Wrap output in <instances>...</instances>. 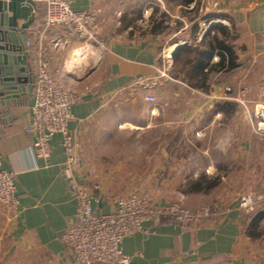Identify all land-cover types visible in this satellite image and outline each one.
I'll list each match as a JSON object with an SVG mask.
<instances>
[{"label": "crops", "instance_id": "0c3cea01", "mask_svg": "<svg viewBox=\"0 0 264 264\" xmlns=\"http://www.w3.org/2000/svg\"><path fill=\"white\" fill-rule=\"evenodd\" d=\"M197 1V5L190 6L204 12L208 23L221 22L226 27L248 31L255 49L260 51L252 59L264 62V0H206L207 6L203 0ZM164 2V10L158 15L155 0H71L75 12L91 7L105 12L104 38L109 46L94 71L83 78L77 76L82 74L79 69L67 68L72 49L81 46L80 43L51 56L55 67L63 68L65 62L67 86L91 82V87L85 89L84 102L72 108L73 119L68 125L83 161L74 177L92 198L94 209L113 212L117 199L99 192L106 183L100 173L106 169L99 166L97 179L89 169L93 159L88 147L92 134L97 132L93 126H103L107 131L110 124L123 131L146 132L147 161L137 168L154 178L156 174L160 177L158 181H147V187L183 189L189 196L188 202L196 197L205 201L196 204L202 206L201 217L189 227L148 222L143 231L123 239L120 248L130 257L131 264H264V138L254 133L252 117L239 116L238 104L231 99L236 93L234 84L240 80V70L215 75L207 91L190 88L181 78H174V57L171 67L161 57L167 47L169 52L185 39L181 34L188 26L186 14L192 10L181 2ZM34 13L37 27L44 11L38 7ZM151 14L153 18L148 20ZM161 14L167 19L162 29L157 30L160 21L156 24L155 20ZM133 29H147L149 35H137ZM172 29L175 33L167 36ZM163 74L166 78H162ZM143 77L154 86L151 92L141 90L133 98L131 84ZM94 80L99 83L93 84ZM120 90L126 93L113 101V94ZM146 94L156 97V102L144 100ZM33 104L32 95L24 103L11 107L9 117H0L2 169L16 174L18 199L3 236L10 243L9 252L32 259L31 264H72V253L65 247L62 236L76 219L79 199L70 189L62 136H54L46 161L32 152L34 138L26 129ZM238 120L243 122L244 129H237ZM106 136L107 132L100 138ZM246 188L256 189L253 196L259 200L249 216L239 208L240 190ZM151 201L160 206L168 202ZM246 219L251 236L242 227Z\"/></svg>", "mask_w": 264, "mask_h": 264}, {"label": "built area", "instance_id": "2783aa9c", "mask_svg": "<svg viewBox=\"0 0 264 264\" xmlns=\"http://www.w3.org/2000/svg\"><path fill=\"white\" fill-rule=\"evenodd\" d=\"M26 1L36 8H44L46 13L44 20L26 34L25 47L31 57L34 76V104L26 132L34 138L31 148L34 156L45 161L54 136H62L70 189L79 199L76 219L67 226L62 241L72 253V264H131L130 257L120 248L123 239L143 231L148 222L189 227L200 220L201 211L188 207L183 212L177 205L160 207L148 196L136 193L118 200L111 213L92 207V198L74 177V172H80L83 161L68 129L73 119L72 108L84 102L87 91L70 89L64 83L65 62L63 68L55 67L52 57H45L44 53L49 49L53 54L78 42L81 46L72 49L70 60L77 50L86 54L99 53L100 58L108 48L104 38L105 17L98 7L75 12L71 0ZM146 100L153 103L154 97ZM252 128L264 138V100L255 105ZM15 176L2 169L0 156V206L9 212H14L18 206ZM258 203L253 195L239 198V208L246 216L255 211ZM242 227L245 234L251 236L249 219Z\"/></svg>", "mask_w": 264, "mask_h": 264}, {"label": "rangeland", "instance_id": "374dc122", "mask_svg": "<svg viewBox=\"0 0 264 264\" xmlns=\"http://www.w3.org/2000/svg\"><path fill=\"white\" fill-rule=\"evenodd\" d=\"M155 1H156V4L158 5L156 8H157L158 15H159L160 13L163 12L164 4L166 3L164 2V0H155ZM169 1L174 2V0H169ZM203 2H202L203 5L205 4L207 6L208 2H206V0H203ZM167 7H168V4H167ZM188 9L192 10V11H189L188 14H186L188 18V26L186 27V30L182 32L183 34H181V36L185 37V39L182 41L179 40L180 43L178 44L197 47L199 46V44L201 43V41L203 40L207 32L210 30V27L212 25H223L225 27L227 26L226 24L221 23V22L220 23H213V22L208 23L207 21L209 20V18H207V15H205L204 12L195 11L193 10L192 6H189ZM167 10L168 12L170 11V9H167ZM101 11L103 12L104 17H105L106 16L105 12L102 9ZM173 11L175 10L172 9L171 12L173 13ZM143 12L144 11L142 9L140 13L142 14V16H143ZM147 18H149L148 20L153 18L152 14L149 15ZM105 23H106V17H105ZM228 28L231 29L232 34L236 36L237 42L235 41L233 45H234V48H236L240 56V63H241L240 68H238L241 74L240 80L238 81V84H236V86L234 84L236 93H234V96L231 97V99L236 100L238 104L237 112L239 113V116L241 118L247 117V119L248 118L250 119V117L254 116L255 105L264 100V62H260L258 58H255V61L253 60L255 56L254 53L258 54L260 53V51L255 49L253 38L251 35H249L248 31L247 33H244L241 28H237V27H234V28L228 27ZM135 31L137 35L146 36V37L149 35L148 34L149 32L147 29L146 30L136 29ZM173 31H174L173 29L168 31L166 35L170 36L171 33L173 35L175 33V32L173 33ZM104 35H105V31H104ZM245 37H247V39H245ZM168 48L169 47H167V49ZM107 49H109V46ZM167 49H165L163 57H161V59L164 61V63L167 62V67H171L170 62L172 61V58L174 56L172 57V54L171 56H169ZM58 51H54V52H58ZM105 52L101 55L100 58H99V53L89 54L88 52L86 55L88 54L91 55V57L89 58V62L86 63V65L85 64L84 65L75 64L74 66V68L79 69L80 72L82 73L80 75L78 74L77 76H79V78H83V75L85 76L88 72L90 74L92 71H94V69L99 64V61L102 59L103 55H105ZM53 55L55 56V54H52L49 51V49L45 50V53H44L45 57H51ZM218 60H219V57L215 56L214 62H218ZM65 69H66V65L64 67V71ZM243 69L247 70V72L246 73L243 72L244 71ZM32 75H33V72H32ZM162 78H166V75L163 74ZM85 83L86 85L85 84L80 85V86L76 85V87L69 86V88L85 91V89L91 87L90 86L91 82L90 80H88ZM98 83L99 81L97 82L96 80H94L93 82V84L95 85ZM153 84L154 83L151 82V80L148 78H145V77L138 78L137 80L133 81L131 84V87L129 89L130 95L133 94V98H135L136 96H138L141 90L146 93L151 92L154 86ZM125 93H126L125 90H120L118 92H115L113 94V101H115L116 98L120 99L122 95H124ZM149 96L151 98L153 95L146 94L144 97V100L149 98ZM155 102H156V97H154L153 103ZM105 114H103V116ZM113 126L115 125L110 126L109 124L107 131H105V127L103 126L102 127L101 126L99 127L97 125L93 126V128L96 129L97 132H94V134H92L91 142L88 147V152L92 157L91 159H93L91 164L89 165V169L91 170V176L93 178L96 177V179L98 178L97 172L99 174V166L101 167L103 165V167L106 169L103 172V174L100 173V178H102L104 181L106 179V183H103L104 187H102L101 191L99 192L108 194L109 197H113L112 199H117V201L120 200L122 197L136 193L140 195L149 196L151 199H153L156 202L158 200V203H161V201H164V202L168 201L166 203L167 204L166 206L177 205L180 208V210H182L183 212L188 207L193 208L196 211H201L202 206H197L196 204L198 205L203 204L205 199L200 200L196 197V199H194L193 202H188L189 196L186 193V191L183 189H178V188L169 189V188H164V187L159 188V189L148 188L147 181L149 180L158 181L160 177H158V174H156L157 176L154 178L153 174L149 176L147 172L138 170L140 168H137L138 164H143V162L146 163L147 161V152L149 150V140H147L146 138V132L143 133L142 131L138 132V131H129V130L123 131V130H120L119 127H116V126L113 127ZM243 126H244L243 122L238 120L236 124L237 129H240V130L244 129ZM106 132H107V136L105 138H100V135ZM104 139H106V142L104 141ZM238 164H239V161H237V167H238ZM234 174L237 175L236 169H235ZM159 175H162V174H159ZM166 176H168V174H166ZM100 178H99V181L101 180ZM240 191L241 192H240L239 198L240 196L251 195V194L253 195L255 192H257L256 189L252 190V189H247V188L245 190H240ZM166 206H160V207H166ZM0 212L3 214V215L0 214V264H31L32 262H34L32 259H25V256L17 252H12V253L9 252L10 243L3 236V229L5 225L7 224V221L9 222L10 220L9 217L13 215L12 214L13 212L7 211L2 206H0Z\"/></svg>", "mask_w": 264, "mask_h": 264}, {"label": "water", "instance_id": "95a60500", "mask_svg": "<svg viewBox=\"0 0 264 264\" xmlns=\"http://www.w3.org/2000/svg\"><path fill=\"white\" fill-rule=\"evenodd\" d=\"M35 8L26 0H0V117H9L11 107L33 95V65L25 42ZM184 46L178 44L172 57Z\"/></svg>", "mask_w": 264, "mask_h": 264}, {"label": "trees", "instance_id": "16d2710c", "mask_svg": "<svg viewBox=\"0 0 264 264\" xmlns=\"http://www.w3.org/2000/svg\"><path fill=\"white\" fill-rule=\"evenodd\" d=\"M174 1L188 7L198 4L197 0ZM42 10L45 17V9ZM166 19V16L161 14L155 20L156 24L160 21L157 30L162 29L161 25ZM235 41L236 36L232 34L231 29L223 25H212L199 46H184L174 55L173 77L181 78L190 88L207 91L215 75L233 74L240 68V56L233 45ZM215 56L219 57L218 62H214Z\"/></svg>", "mask_w": 264, "mask_h": 264}, {"label": "bare ground", "instance_id": "6f19581e", "mask_svg": "<svg viewBox=\"0 0 264 264\" xmlns=\"http://www.w3.org/2000/svg\"><path fill=\"white\" fill-rule=\"evenodd\" d=\"M27 34V33H26ZM27 39V38H26ZM177 47V46H176ZM176 47H172L168 55L171 56V54L174 52ZM89 62V57L86 55V53H83L80 50H77L75 54L72 56L71 60L69 61V66L68 68L74 67L76 65H84ZM34 78V77H33Z\"/></svg>", "mask_w": 264, "mask_h": 264}, {"label": "flooded vegetation", "instance_id": "af4514ba", "mask_svg": "<svg viewBox=\"0 0 264 264\" xmlns=\"http://www.w3.org/2000/svg\"><path fill=\"white\" fill-rule=\"evenodd\" d=\"M33 76V75H32ZM34 77V76H33Z\"/></svg>", "mask_w": 264, "mask_h": 264}]
</instances>
